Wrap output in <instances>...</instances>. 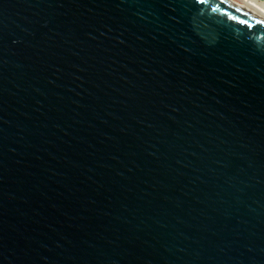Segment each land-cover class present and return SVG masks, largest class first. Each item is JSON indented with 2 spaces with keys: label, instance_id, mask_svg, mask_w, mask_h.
<instances>
[{
  "label": "water",
  "instance_id": "water-1",
  "mask_svg": "<svg viewBox=\"0 0 264 264\" xmlns=\"http://www.w3.org/2000/svg\"><path fill=\"white\" fill-rule=\"evenodd\" d=\"M0 264H264V15L0 0Z\"/></svg>",
  "mask_w": 264,
  "mask_h": 264
},
{
  "label": "bare ground",
  "instance_id": "bare-ground-1",
  "mask_svg": "<svg viewBox=\"0 0 264 264\" xmlns=\"http://www.w3.org/2000/svg\"><path fill=\"white\" fill-rule=\"evenodd\" d=\"M251 5L253 6V8L258 11L259 13H261L262 15H264V4L257 2L255 0H248Z\"/></svg>",
  "mask_w": 264,
  "mask_h": 264
},
{
  "label": "built area",
  "instance_id": "built-area-1",
  "mask_svg": "<svg viewBox=\"0 0 264 264\" xmlns=\"http://www.w3.org/2000/svg\"><path fill=\"white\" fill-rule=\"evenodd\" d=\"M255 1H257V2H260V3L264 4V0H255Z\"/></svg>",
  "mask_w": 264,
  "mask_h": 264
}]
</instances>
